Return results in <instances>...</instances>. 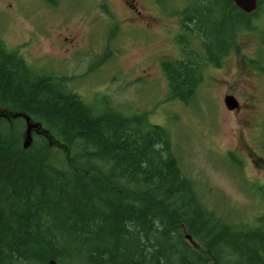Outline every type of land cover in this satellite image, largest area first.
I'll list each match as a JSON object with an SVG mask.
<instances>
[{"label":"trees","instance_id":"trees-1","mask_svg":"<svg viewBox=\"0 0 264 264\" xmlns=\"http://www.w3.org/2000/svg\"><path fill=\"white\" fill-rule=\"evenodd\" d=\"M180 1L184 59L161 68L170 98L188 105L205 66L239 53L243 32L264 38V0L251 15L231 0ZM0 106L45 132L25 149V121L0 116V264H264V213L247 227L209 209L170 132L145 115L106 102L100 111L1 41ZM257 190L264 202V185Z\"/></svg>","mask_w":264,"mask_h":264},{"label":"rangeland","instance_id":"rangeland-1","mask_svg":"<svg viewBox=\"0 0 264 264\" xmlns=\"http://www.w3.org/2000/svg\"><path fill=\"white\" fill-rule=\"evenodd\" d=\"M55 1L0 0L6 49L39 75L63 79L100 111L106 102L124 116L145 115L165 127L205 205L223 219L254 227L264 213L257 190L264 185V74L258 67L264 65V38L243 32L239 53L220 66H205L187 105L170 98L161 68L162 60L184 59L177 41L182 1L133 0L141 13L137 25L130 24L134 12L123 0ZM187 37L200 51V43ZM227 95L237 99V110L226 108ZM0 113L13 114L1 106Z\"/></svg>","mask_w":264,"mask_h":264},{"label":"water","instance_id":"water-1","mask_svg":"<svg viewBox=\"0 0 264 264\" xmlns=\"http://www.w3.org/2000/svg\"><path fill=\"white\" fill-rule=\"evenodd\" d=\"M233 4L243 11L247 15L253 14L258 9L257 0H231ZM226 108L230 111L237 110L239 108V102L232 95L225 96L224 99ZM14 118H22L25 121V131L23 133L22 146L27 149L32 145L33 133L43 134L45 133L42 129L41 124L32 122L31 118L24 113H15ZM188 241L194 244L191 237H187ZM195 245V244H194Z\"/></svg>","mask_w":264,"mask_h":264},{"label":"flooded vegetation","instance_id":"flooded-vegetation-1","mask_svg":"<svg viewBox=\"0 0 264 264\" xmlns=\"http://www.w3.org/2000/svg\"><path fill=\"white\" fill-rule=\"evenodd\" d=\"M48 1H50L51 3L56 4L55 0H52L53 2L51 0H48ZM132 1L133 0H123L125 5H127V8L128 9H133V12H134L133 17L128 19L130 24L131 25H137V20L141 19V13L139 11H137V8L135 7V4H132ZM150 21H153V20L151 19ZM142 22H144V21H142ZM147 26L150 27V25L148 23H147ZM14 114L0 113V116L3 117V118H6V119H11L14 116Z\"/></svg>","mask_w":264,"mask_h":264}]
</instances>
